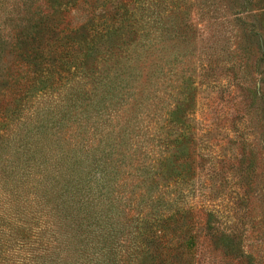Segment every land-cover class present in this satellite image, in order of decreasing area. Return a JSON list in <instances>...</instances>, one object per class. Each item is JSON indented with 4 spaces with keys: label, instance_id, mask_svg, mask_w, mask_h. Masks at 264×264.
<instances>
[{
    "label": "trees",
    "instance_id": "trees-1",
    "mask_svg": "<svg viewBox=\"0 0 264 264\" xmlns=\"http://www.w3.org/2000/svg\"><path fill=\"white\" fill-rule=\"evenodd\" d=\"M220 2L0 0V135L16 119L31 121L12 158L0 157L11 185L0 190V264H196L194 88L184 76L178 88L171 57L158 52L178 34H208L198 10L210 16ZM234 3L236 21L252 16L250 32L260 36L264 0ZM126 94L137 108L121 124ZM109 121L120 125L112 143L103 139ZM96 125L100 147H110L101 159L83 147L53 153L41 141L45 131L87 137Z\"/></svg>",
    "mask_w": 264,
    "mask_h": 264
},
{
    "label": "rangeland",
    "instance_id": "rangeland-1",
    "mask_svg": "<svg viewBox=\"0 0 264 264\" xmlns=\"http://www.w3.org/2000/svg\"><path fill=\"white\" fill-rule=\"evenodd\" d=\"M219 1V10L211 11L210 16L198 10L200 24L208 18V34L191 39L178 34L161 41L158 54L159 58L171 57L178 88L183 76L194 88L188 123L194 126V157L202 162L188 196L203 224L198 230L201 235L196 264H264V31L261 37L252 36V16L247 15V22L240 24L234 16L235 0ZM12 6L10 3L4 10L10 11ZM2 12L0 30L5 21ZM191 17L198 18L194 14ZM10 30L8 25L2 33L7 35ZM140 88L133 91L139 93ZM133 99L132 94H126L119 106L121 124L137 108L132 110L137 104ZM30 122L29 118L16 119L7 124V130H1L0 157L5 153L4 158H12V149L19 147L18 135L25 126L26 134ZM108 124L103 139L112 143L120 125L117 127L114 121ZM97 127L100 133L102 126L87 127V137L66 135L65 130L52 137L45 131L41 141L51 143L53 153L61 145L64 150L83 147L91 150L90 157L101 159L102 149L110 147L104 143L100 147L97 140L103 131L92 132ZM114 160L128 162V156L116 153ZM3 170L0 168V190L11 186L10 181L5 183L7 171ZM64 227L67 234L70 226ZM210 234H215L213 241L207 238Z\"/></svg>",
    "mask_w": 264,
    "mask_h": 264
}]
</instances>
